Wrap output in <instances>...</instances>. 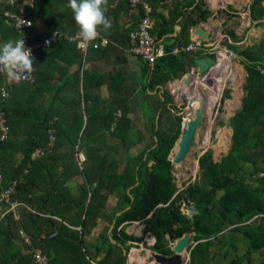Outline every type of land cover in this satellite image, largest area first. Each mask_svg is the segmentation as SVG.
Returning <instances> with one entry per match:
<instances>
[{
    "label": "trees",
    "instance_id": "obj_1",
    "mask_svg": "<svg viewBox=\"0 0 264 264\" xmlns=\"http://www.w3.org/2000/svg\"><path fill=\"white\" fill-rule=\"evenodd\" d=\"M263 3L264 0H254L251 3L249 10L252 22L264 19ZM197 7H201V4ZM6 8L7 6L0 4V43L19 37L4 16ZM29 10L31 9L27 7L26 16L31 19ZM184 15L179 10L176 12V19ZM209 16L210 13L204 11L200 19L206 20ZM165 22V19L159 21V29ZM194 24L189 23L181 31L178 39L180 46L191 43L189 29ZM258 25H264V22ZM30 33L33 39L40 38L34 36V27ZM161 34L160 30L159 36ZM227 35L235 43L227 44L229 50L241 57L248 74L242 109L228 124L233 130L231 148L220 162H215L213 151L208 150L199 159V179L182 190L175 183L169 156L181 136L185 114L173 115L174 111L180 110L172 104L169 93L165 92L164 99H159L157 111L160 113L158 120L156 121V116L153 120L151 146L137 155L128 153L122 172L119 170L120 161L111 158L109 163V156H104L101 150L92 151L86 147L89 138L98 141L102 136L76 133L69 136L73 151L66 155L69 159H75L76 165L63 167L64 173H60L56 179L59 182L54 186V178L47 179V174L51 171L46 160L55 157L53 154L56 152V143L45 157L37 160L32 158L36 149L48 148V119L42 118L32 128L31 133L26 136L20 161L15 160L11 118L21 111L22 105L14 99L10 88L11 98L5 104L10 134L8 140L0 141L3 190L14 178L24 174L26 169L29 174L24 176V182L17 187L12 197L13 201L20 204L21 220L17 222L11 213L3 216L0 212V264H36L33 252L37 248H42L49 256L50 264H126L128 256L123 250L129 254L132 248L137 247L134 243H143L146 235L156 240L151 247L154 253L172 256L174 251L171 244L186 233L193 234L192 241L197 243L191 251L189 264H211L214 248L223 249L226 255L235 254L239 248L238 243L246 246V253L243 258L235 254L230 264H243L244 259H247V264H251L253 254L264 252V177L260 176L264 173V73L261 72L264 69V39L256 45L241 49V45L236 44L241 42V38L234 29L227 30ZM174 47L175 45L167 46L168 52ZM194 60L195 55L191 53L178 56L169 54L157 59L153 66L145 62L143 73L152 89L156 86L164 87L168 82L182 79L188 74L195 67ZM192 78L193 76H189L187 83ZM3 82V75L0 74V106ZM177 83L179 82L175 84ZM170 89L173 90L171 86ZM230 98L231 90H226L221 99V107ZM114 121V117L110 115L104 128L109 130ZM219 124L225 126L224 122ZM113 136L125 148L133 139L131 120L125 111L117 122ZM57 137L62 136L57 134ZM77 145L78 152L84 151L86 155L87 161L83 169L77 162ZM178 150L177 144L171 155L172 160ZM151 162L153 164L149 166ZM35 169L48 181L47 193L39 202L41 207L35 204V200L39 198L36 192L41 188L36 180ZM65 171L69 173L68 176ZM77 175L84 177L85 183L73 194L64 189V185L67 178ZM59 178H63L62 181ZM253 182L257 184L255 188L252 187ZM111 194H116L118 198L117 212H121L119 216L106 212L107 200ZM182 204L190 212L195 206L198 214L189 218L190 213L185 214L181 210ZM6 210L7 205H4L3 211ZM259 217L260 222L256 220ZM99 220H105V228L90 242L91 234H96L93 229L99 225ZM27 222L42 226V231L45 228L46 231L50 230V234L42 237L31 234L27 230ZM133 223L144 226L141 237L126 232V228ZM112 225L113 229L109 231ZM20 230L29 232L27 234L32 240L31 247L21 241ZM92 246L96 249L95 256L90 253ZM23 249L25 254L19 256ZM101 256V260H97ZM259 264H264V261Z\"/></svg>",
    "mask_w": 264,
    "mask_h": 264
},
{
    "label": "crops",
    "instance_id": "obj_2",
    "mask_svg": "<svg viewBox=\"0 0 264 264\" xmlns=\"http://www.w3.org/2000/svg\"><path fill=\"white\" fill-rule=\"evenodd\" d=\"M145 1L152 8L151 18L154 21L153 34L156 37V43L158 46H162L166 53H169L167 46L175 45L174 48L180 46L178 42L180 33L189 23H195L189 29L191 43L201 40L192 34V30L200 24H203L205 30L211 33L210 40H201L209 47L210 53L202 51L191 53L195 57H215L223 53L228 57L227 53L220 48L223 45L229 50L227 44L230 43L228 41H231V44H235L228 37L227 30L234 29L236 35L240 36V28H236V21L241 23L243 27L242 35L244 38L241 36V42L236 43L241 45V49L256 45L262 40L260 38L257 43L253 41L254 38L260 35L262 37V27L258 24L264 21L252 22L249 10L251 4L248 7V11L243 15L241 12L236 11L238 10L237 7H239L236 3L233 4L234 2H225L224 0ZM68 3L69 0H38L34 8H29L31 10L28 13L31 14V20L34 22V36L42 37L54 29L62 30L69 35L76 34L79 31V26L75 22L74 13L68 7ZM198 4H201V7H197ZM179 10H182L185 15L176 19V12ZM204 11L209 12L210 16L206 20H201L200 17ZM231 15L235 16L232 17ZM106 16L110 19L112 27L107 30L101 29L100 32L111 41L107 48L100 50L90 48L87 62L83 64L81 51L74 44L62 40L46 53L38 54L34 58L36 76L34 86L24 83H14L10 86L12 96L22 105L21 111L11 118L12 140L15 144L14 150L18 152L15 154V160H20L18 158L22 156L26 136L31 133L32 128L38 125L43 118L48 119L49 128L53 127L55 130L56 152L53 154L55 157L46 160V163L50 166V171H54L57 177L60 176L61 172L64 173L63 167L69 165L74 167L76 165L75 159H69L66 156L68 152L73 151L69 136H73L76 133L79 135L88 133L91 136H102L98 141L92 137L89 138L85 144L86 147L92 149V151L101 150L104 156H109V163H111V158L114 161H120L119 170L122 172L125 166L124 160L128 153L137 155L151 146L152 140L150 137L144 141L140 136L152 135L153 120L155 116L156 121L158 120L160 111L158 112L157 108L159 99H164L163 94L167 92L172 96L173 105L177 101L181 102L179 97L184 99L183 92L187 91L188 93L185 94L188 97L190 90H187L188 87L180 83H183V78L186 75L193 72L196 65L182 80L178 79L168 82L164 87L156 86L154 89L148 85L149 80L145 78L143 73L145 61L130 50L133 45L130 33L136 29L140 18L143 16L141 8L134 13H130V6L126 1L108 0ZM163 19L166 20L165 25L159 29V21L162 22ZM160 30L162 31L161 36H159ZM225 39L226 42L223 44ZM173 40H175V43H173ZM244 42H246V45H244ZM233 53L238 55L236 52ZM230 57L234 58L233 55ZM214 69L222 70L221 63L219 62L209 73L211 74ZM194 74H197L198 77L200 76L198 72ZM210 74H205V79L210 78ZM247 76L246 72V80ZM246 80H244V84H246ZM176 82H180L178 85L184 87L183 92L176 88ZM170 86L173 90L170 89ZM244 86L242 87L241 85L242 99L239 111L242 109L245 96ZM233 93L234 87L233 92L231 90V97L234 98ZM231 100L233 99H227L224 103L226 101L228 103ZM150 110L152 112L151 115ZM119 111L122 114L125 111L127 117L131 120V136H134V138L126 148L121 141L113 136L111 127L109 130L104 128L107 124L105 121H108L109 116L112 115L115 119ZM57 134L62 137L58 138ZM119 151L124 153V157L119 156ZM152 164L151 162L149 166ZM34 171L36 172L38 186L41 187L40 191L36 192L39 194V198L35 200V204L41 207L42 205L39 202L43 200L42 197L47 193L48 181L46 178L43 179L42 173L38 169ZM65 174H67L66 176L69 175L67 171H65ZM57 177L54 178V181H56ZM59 179L62 181L63 178ZM57 181L59 182V180ZM57 181L53 182L54 186ZM84 183L85 179L80 175L67 178L64 189L76 194L79 186ZM2 190L3 184L1 183L0 193ZM33 190L35 191V189ZM117 205L118 198L116 194H111L107 200L106 212L109 214L116 213V216H118L121 212H117ZM1 212L2 215L6 214V211ZM67 216L71 217V215ZM54 219L60 221L59 218L54 217ZM133 224L127 227V233L128 229L133 227ZM26 225L27 230L31 234H37V237L50 234V230L46 231L45 228L42 231V226H38V224L35 226V224L27 222ZM41 225H44L43 222H41ZM105 225V220H99V225L93 229V233L97 229L96 234H91L90 242L94 241V237L105 228ZM112 229L113 225L109 231ZM24 231L27 234L28 231ZM130 235L133 234L130 233ZM25 252V249H23L19 252V256L22 253L25 254ZM90 253L95 256L96 249L94 246L90 247ZM99 258L101 260L102 256Z\"/></svg>",
    "mask_w": 264,
    "mask_h": 264
},
{
    "label": "built area",
    "instance_id": "obj_3",
    "mask_svg": "<svg viewBox=\"0 0 264 264\" xmlns=\"http://www.w3.org/2000/svg\"><path fill=\"white\" fill-rule=\"evenodd\" d=\"M37 1L38 0H0V4L7 6V8L4 11V16L13 25L16 33L19 35L18 39L21 38L25 39L26 47L31 49L34 58L36 57L37 54L46 53L54 45H56L57 43L63 40L70 44H74L77 47V49L81 51L83 64H85L87 62V57L90 48H93L94 50H100L103 48H107L111 44L110 39L102 35L101 32H100V36L95 41L85 44L74 39L76 34L69 35L59 29H55L51 32H48L40 38L33 39L30 31L34 27V22L33 20L27 18L26 9L27 7L34 8ZM124 1H126L130 6V13H134L139 8H141L143 11V16L140 18V21L136 29L130 33V38L133 42V45L131 46L130 50L134 54L142 58V60L147 62L149 66H153L157 59L164 57L168 54L178 56L180 54H190L197 51L210 53L208 50L209 47L205 45L201 40L192 42L188 46H178L174 48L171 52L166 53L164 48L162 46H158L156 43V37L153 34L154 21L151 18L152 8L149 5V3L146 2L145 0H124ZM261 72L264 73V69H262ZM0 74L3 75L4 78L3 86L1 87L0 141L4 142L8 140L10 134V126H9V121L7 118L6 107H5V104L11 98L10 86L14 83L35 84L36 76H35V67H34V71L29 75V77L25 80H21L20 82H15L10 80L3 71H0ZM122 116L123 114L121 111H119L116 114L115 121L111 124L112 132L116 129L117 122L122 118ZM48 134H49L48 148L36 149L32 154V158L34 160L45 157L48 151L55 146L56 135L53 127H50L48 129ZM76 150L78 152L79 145H77ZM76 157L79 167L83 169L84 164L87 161L86 155L83 152H78ZM28 174H29V170L26 169L24 174H21L18 177L14 178L9 183L7 188L2 190V192L0 193V212L3 211V206L7 205L6 214L11 213L13 215L14 220L17 222L21 220V213L19 210L20 204L16 201H13L12 197L15 194L17 187L24 182L25 180L24 176ZM261 176L263 177L264 174H261ZM2 182H3V176L0 173V184ZM19 235L21 237V240L27 246L30 247L32 246V240L30 236L25 233L24 230H20ZM52 236H54V234ZM155 243L156 240L155 238H153V243L150 244L154 246ZM136 244L137 243H134L135 246ZM33 257L36 264H50L49 256L41 248H37L36 250H34Z\"/></svg>",
    "mask_w": 264,
    "mask_h": 264
},
{
    "label": "rangeland",
    "instance_id": "obj_4",
    "mask_svg": "<svg viewBox=\"0 0 264 264\" xmlns=\"http://www.w3.org/2000/svg\"><path fill=\"white\" fill-rule=\"evenodd\" d=\"M252 1L253 0H241L239 5L241 3H242V5L241 6L238 5L239 7H237L238 10H236V11L237 12H241L244 15L248 11V7L252 3ZM243 4H245V5H243ZM231 16L233 17L235 15H231ZM263 21H264V19H263ZM237 22L238 21H236V25H237L236 28L237 29L240 28L239 29V32H240V36L239 37H241V36H243L242 35L243 27H242L241 23H239V22L237 23ZM261 27H262V29H261L262 37L260 35V36H258L256 38H254L253 39L254 43H257L260 38L264 39V25H261ZM243 38H244V36H243ZM225 42H226V39L223 40V44ZM228 43L231 44L232 42L228 41ZM244 45H246V42H244ZM220 49H222L224 52H226L227 53L226 55L228 57L233 55L234 58L228 64L227 68H225V66L222 65V70L214 69L211 72V74H210V76H211L210 78L211 79L210 78L205 79V75H200L199 76L201 82L205 85V89H206L205 98H206V101L208 103L206 102L205 109L206 110L208 109V113L211 116H207V115L205 116L204 122H203L202 126L200 127V129L197 132L195 141L192 144L191 152L187 156L186 160L183 163L179 164L178 166H177V164H173L172 163L173 164V176H174L175 183L177 184V187H178L179 190H182V189L186 188L190 183H194L197 179H199V177H200L199 159L208 150H212L213 151V158L216 159L217 161H220L224 156H226L229 153L230 148H231L232 141H230V143L228 144V148H227L226 151H224L221 154H219V156H216L214 147H215V145H216V143L218 141V136L222 132L223 129H226V128L230 129L228 127V124H229L230 118L232 117L230 115H227L228 114V111L226 109L227 101L221 107L220 100H221L225 90L231 89L232 92H233V82H232V79H230V73L232 71L233 65L236 64L237 66H239V67H241L243 69V71L245 73L244 80H246V72H245V70L243 68L244 66L242 65L241 58L238 55H236L235 53L231 52L230 50L225 48V46H223V45L221 46ZM180 84H182V83H180ZM214 84H216V85H214ZM244 85L245 84L243 82L242 87ZM176 88H178L180 92L184 91V89H183L184 87H182L181 85H178V83L176 84ZM200 90L202 91L203 88L201 87ZM201 91H199L200 94L202 93L204 95V93L201 92ZM185 93H188V92L186 91ZM185 93L184 92L182 93L184 97L187 95ZM177 97H179V96H177ZM179 98H180L181 102L177 101L175 105L180 111H174L173 115L175 116V115H179L181 113H184L185 114L184 118L186 117V115L187 116L188 115H193V117H194L195 111L191 107V103H190L189 97H186L184 99L182 97H179ZM231 99H233V97H231ZM237 111H239V108H237L234 111V113L237 112ZM151 113L152 112L150 110V115H151ZM220 122H224L225 126H221L219 124ZM148 137H150V139H151V135L150 136H145V135L144 136H140V138L142 140L144 139V141ZM131 138H134V136H131ZM13 153L15 155L18 152L16 150H14ZM119 156L124 157V153L119 151ZM17 158H18V156H17ZM20 158L21 157H19L18 159H20ZM169 159L171 161H173L170 156H169ZM19 161L20 160H18L17 162H19ZM196 162H198V164H196ZM196 166H198V167H196ZM51 177H53V178L57 177L56 173L54 171H52V170H51V173L47 174V179L51 178ZM256 185H257L256 183H254V182L252 183V187L255 188ZM181 210L185 214H189L190 213L189 208L185 204H182V209ZM256 220L258 222H260V217L256 218ZM143 228H144V226L141 225V224H133V227L129 228L128 232H130L131 234H133L135 236L141 237L143 235ZM126 232H127V228H126ZM150 243H153V237H151L149 235H146L144 237V242L141 243V244H136L137 247L132 248V251L134 249L135 250H139V256L145 261V264H156L154 258L152 257V254L154 252L151 249L152 245ZM174 243L171 244L172 248H173ZM196 244L197 243L192 241L191 246L189 247L188 251L185 253V258L186 259H185V263L184 264H189L191 251H192L193 247H195ZM238 246H239V248H238V250L236 251L235 254L237 256L239 255L240 257H242V256L244 257V254L246 253V246L245 245L243 246L242 243H238ZM213 250H215V251H214V254L212 255V258H211V260H212L211 264H230L231 260H233L235 258V256H236L235 254H231V255L228 254V253H227V255L224 254V250L221 249V248H214ZM252 258H253V260H252L251 264H259L260 262L264 261V252L262 254H259V255H258V253L253 254ZM246 261H247V259H246ZM246 261L244 259V263L243 264H247ZM135 264H138V263H135Z\"/></svg>",
    "mask_w": 264,
    "mask_h": 264
},
{
    "label": "clouds",
    "instance_id": "obj_5",
    "mask_svg": "<svg viewBox=\"0 0 264 264\" xmlns=\"http://www.w3.org/2000/svg\"><path fill=\"white\" fill-rule=\"evenodd\" d=\"M68 7L74 13L79 31L74 39L81 43H90L100 36L101 29H110L112 23L106 16L108 0H69ZM0 71L15 82L29 77L34 71V57L30 48L26 47L25 39H8L0 43ZM198 214L193 206L189 218Z\"/></svg>",
    "mask_w": 264,
    "mask_h": 264
},
{
    "label": "water",
    "instance_id": "obj_6",
    "mask_svg": "<svg viewBox=\"0 0 264 264\" xmlns=\"http://www.w3.org/2000/svg\"><path fill=\"white\" fill-rule=\"evenodd\" d=\"M193 36L199 37L201 40L208 41L211 38V33L206 31L203 24H200L197 28L192 30ZM173 43H175V40H173ZM220 55L218 54L215 57L212 56H206V57H195L194 63L196 65V68L193 70L191 74L186 75L183 78V82H188V77L195 72H198L200 75L208 74L211 69L216 67L220 60ZM205 108L204 106H201L194 115V118L189 119L188 121L184 120L182 123V133L180 138L175 143V146L173 150L175 149L176 145L178 144L179 150L176 154L174 160L172 161L173 164H181L183 163L189 153L191 152L192 144L195 141L196 135L200 127L202 126L204 119H205ZM173 150L170 154V157L173 153ZM215 162H220L214 159ZM121 215V213L118 214V216ZM97 229H95L96 233ZM129 233V232H128ZM130 234V233H129ZM192 236L191 233H186L183 237L178 239L174 245H173V251L174 254L172 256H166L159 253H153L152 257L154 258L155 262L157 264H184L185 263V256L183 253H186L191 246L192 243ZM197 245V244H196ZM130 253L127 254V251L124 249L123 252L125 255L128 256L127 263L131 264L130 262ZM100 259V258H99ZM97 259V260H99Z\"/></svg>",
    "mask_w": 264,
    "mask_h": 264
},
{
    "label": "bare ground",
    "instance_id": "obj_7",
    "mask_svg": "<svg viewBox=\"0 0 264 264\" xmlns=\"http://www.w3.org/2000/svg\"><path fill=\"white\" fill-rule=\"evenodd\" d=\"M226 1H228V0H225V2ZM240 1L241 0H229V2H234V4L236 3L237 5H239ZM241 5H242V3L239 6H241ZM232 59H233V57L228 58L223 53L220 55L219 62L221 63V65H224L225 68H227L228 64L232 61ZM190 76H192V75H190ZM244 78H245V73H244L243 69L237 65H233L232 71L230 73V79H232V82L234 84L233 85V87H234V93H233L234 98H233V100L228 101V103H227V107H226V109L228 111L227 115L233 116L234 111L241 106V99H242L241 85L244 82ZM182 84L188 87L187 90H190L188 97L190 99L192 109L196 112L201 106H204V108H205V105L207 102L206 98H205L206 89H205V85L201 82L198 75L194 74L192 81L190 83L183 82ZM214 85H216V84H214ZM201 87L203 88L202 91L200 90ZM199 91L203 92L204 95L202 93L200 94ZM205 113L207 116H211L208 113V109L205 111ZM192 118H194L193 115H188V116L186 115V117L183 119V121L184 120L188 121L189 119H192ZM231 137H232V130L231 129L226 128V129L222 130V132L218 136V141L214 147L216 156H219V154H221L222 152L227 150L228 144L231 141ZM196 164H198V162H196ZM196 167H198V166H196ZM131 254H132V255H130L131 264H135V263L145 264V261L139 256V250L134 249Z\"/></svg>",
    "mask_w": 264,
    "mask_h": 264
}]
</instances>
